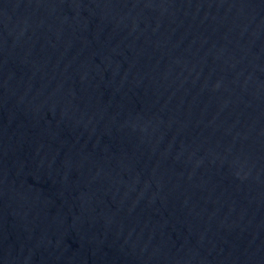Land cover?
<instances>
[{"label": "water", "instance_id": "1", "mask_svg": "<svg viewBox=\"0 0 264 264\" xmlns=\"http://www.w3.org/2000/svg\"><path fill=\"white\" fill-rule=\"evenodd\" d=\"M209 0H0V264H150Z\"/></svg>", "mask_w": 264, "mask_h": 264}]
</instances>
